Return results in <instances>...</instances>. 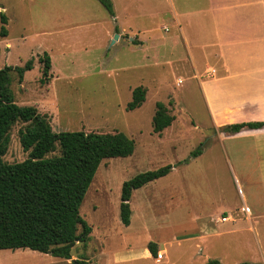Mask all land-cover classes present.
<instances>
[{
    "label": "rangeland",
    "instance_id": "374dc122",
    "mask_svg": "<svg viewBox=\"0 0 264 264\" xmlns=\"http://www.w3.org/2000/svg\"><path fill=\"white\" fill-rule=\"evenodd\" d=\"M111 1L117 20L99 0H0V13L8 17V37L0 36V70L30 60L34 67L23 79L11 74L17 104L47 115L54 132H123L135 142L132 156L101 163L80 208L92 233L88 242L76 243L71 260L3 250L0 264H72L82 258L91 264H156L144 256L148 243L164 250L176 232L209 227L220 236L204 254L223 256L224 245L227 262L235 257L264 264V134L224 130L241 123L214 125L199 77H209L206 60L210 67L217 60L197 47L202 43L194 32L187 31L186 41L174 19L172 2L181 10L204 7L208 0ZM45 54L51 79L42 84ZM138 87L147 90L146 101L128 111ZM158 103L175 118L161 135L153 131ZM24 127H13L4 162L28 158L19 139ZM197 150L201 155L192 156ZM167 165L173 166L169 175L134 192L131 224L124 226V182ZM224 216L234 220L222 222ZM171 253L177 254L175 247Z\"/></svg>",
    "mask_w": 264,
    "mask_h": 264
},
{
    "label": "trees",
    "instance_id": "16d2710c",
    "mask_svg": "<svg viewBox=\"0 0 264 264\" xmlns=\"http://www.w3.org/2000/svg\"><path fill=\"white\" fill-rule=\"evenodd\" d=\"M116 17L111 0H99ZM0 36L8 37V17L0 13ZM42 84L51 79V58L42 59ZM30 60L24 67L6 66L0 70V251L32 250L54 257L71 260L77 242L86 243L92 227L83 219L80 208L94 177L106 159L128 158L134 154L135 142L123 132L99 133L79 131L54 132L48 116L35 106L17 104L11 90L12 72L23 79L33 70ZM147 90L138 87L133 91L127 110L140 108L146 101ZM175 118L162 103L157 104L153 117V131L161 135ZM22 123L20 144L28 158L19 163L3 161L11 143L13 127ZM248 128H264V122L241 123L224 130L238 133ZM201 151L192 156L198 157ZM173 170L167 165L148 171L125 181L122 186L120 219L124 226L131 224V200L135 191L166 177ZM81 228V232L79 229ZM148 248L157 256V245ZM72 264H91L76 259ZM206 264H222L210 260Z\"/></svg>",
    "mask_w": 264,
    "mask_h": 264
},
{
    "label": "crops",
    "instance_id": "0c3cea01",
    "mask_svg": "<svg viewBox=\"0 0 264 264\" xmlns=\"http://www.w3.org/2000/svg\"><path fill=\"white\" fill-rule=\"evenodd\" d=\"M172 6L180 32L185 37L187 31L194 32L202 43L197 47L205 52L210 50L209 56L217 60L214 63L216 67H210L206 60L203 71L210 70L209 77L204 82L199 77L214 125L224 127L232 123L264 122V0H208L204 7L181 6V10L174 2ZM115 18L118 19L117 15ZM152 30L146 33H152ZM189 53L192 56L191 49ZM192 61L200 76L193 56ZM252 133L264 134V128ZM224 217L227 220L222 222L234 220L231 216ZM192 223L194 220L190 217L188 225ZM251 228L255 232L253 224ZM209 229L199 233L176 232L164 242V250H160L159 244L155 243L156 258L149 248H146L144 256L147 261L152 260L156 264H163L165 254L164 264H206L210 260H218L222 264L245 263L235 257L227 262L224 258L226 250L222 249L224 245L220 247L223 256L212 259L210 253L204 254L203 250H211L215 246L214 238L220 236V232ZM174 247L177 250L175 255L171 253ZM159 254L162 259L158 261Z\"/></svg>",
    "mask_w": 264,
    "mask_h": 264
},
{
    "label": "built area",
    "instance_id": "2783aa9c",
    "mask_svg": "<svg viewBox=\"0 0 264 264\" xmlns=\"http://www.w3.org/2000/svg\"><path fill=\"white\" fill-rule=\"evenodd\" d=\"M226 220H227L226 217H222V221H226ZM161 259H162V255L159 254L158 255V261L161 260Z\"/></svg>",
    "mask_w": 264,
    "mask_h": 264
},
{
    "label": "water",
    "instance_id": "95a60500",
    "mask_svg": "<svg viewBox=\"0 0 264 264\" xmlns=\"http://www.w3.org/2000/svg\"><path fill=\"white\" fill-rule=\"evenodd\" d=\"M119 38V36L118 35H116V37H115V39H118ZM74 261V260H73Z\"/></svg>",
    "mask_w": 264,
    "mask_h": 264
}]
</instances>
